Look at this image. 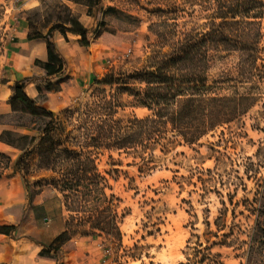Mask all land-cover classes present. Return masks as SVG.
Masks as SVG:
<instances>
[{
    "label": "rangeland",
    "instance_id": "374dc122",
    "mask_svg": "<svg viewBox=\"0 0 264 264\" xmlns=\"http://www.w3.org/2000/svg\"><path fill=\"white\" fill-rule=\"evenodd\" d=\"M198 2L193 0L195 5L190 6L186 0H112L113 22L102 23L113 29L112 43L118 48L117 55H122L132 45V40L136 42L132 55L127 59H118L99 80L107 81V77L112 75L118 79L139 67L151 46L158 42L156 35L166 32L165 27H151L154 24H176L177 30H181L183 25L192 28L206 23ZM64 8L59 0H42L37 11L28 13L27 21L34 32L46 34L58 21L64 22L69 17ZM19 10L15 0H0V82L4 81L2 70L7 40L13 28L12 18L21 16ZM260 32L264 35V19L260 21ZM260 48L262 60L258 65H264V37ZM238 74L237 54H210L208 96L249 94L257 97V102L241 119L218 128L196 145L178 146L166 155L155 151L156 160L151 170L138 172L142 164L134 157L133 150L84 149L82 154L92 158L97 174L107 181L98 183L104 186L106 196L114 198L113 210L119 221L120 236L98 233L85 236L89 231L87 228L70 226L67 235L58 243V252L41 253L39 257L62 264L61 261L76 249L78 243L92 238L100 244L97 264H102L103 252H106L109 264H195V260L202 257L205 261L197 264H245L248 236L255 224V216L249 212L250 204L254 198L264 199V69L253 73L244 82ZM116 86L91 85L65 108L53 114L51 134L61 140L68 137L72 139L70 142L82 138L88 129L97 135L98 125L91 126L80 114L85 106H94L99 102L109 104L114 120L142 118L150 114L145 109L135 108L133 99L118 92ZM96 111L92 115L94 121L103 118V112ZM36 120L29 124L34 130V148L24 157L20 175L14 174L12 163L21 153L11 155V163L0 158V198L10 186H22L27 210L32 214L30 225L36 224L48 232V227L42 226L43 219L51 220L53 226L55 221H60L64 232V224L70 214L65 208L64 194L50 184L62 183L58 182L61 178L56 172L69 167L70 162L58 160L47 168L41 164L35 147L49 120ZM22 123L28 125L25 121ZM61 149L63 146L57 148ZM207 169L212 170L210 176L204 173ZM199 174H202L203 183L197 181ZM239 180H242L243 186ZM23 182L27 183L28 193ZM230 199L233 205L229 204ZM245 200L249 203H243ZM222 202L227 210L222 216L226 228L215 238L208 234L206 223L215 232L213 224L223 210ZM1 206L0 203V214ZM32 238L45 249L57 246H51L56 238L47 243L42 235ZM19 239L17 235L11 238L14 245ZM0 246L2 253L8 254L9 250L4 249L2 244Z\"/></svg>",
    "mask_w": 264,
    "mask_h": 264
},
{
    "label": "trees",
    "instance_id": "16d2710c",
    "mask_svg": "<svg viewBox=\"0 0 264 264\" xmlns=\"http://www.w3.org/2000/svg\"><path fill=\"white\" fill-rule=\"evenodd\" d=\"M186 2L190 6L195 5L193 0ZM84 3L92 9L98 7L100 0H86ZM197 5L204 13L206 23L192 28L183 25L181 30H177L176 24H154L151 27H165L166 32L164 35H156L158 42L151 46L138 68L119 76L118 79L112 75L107 77V81L94 82V85H117V91L131 97L133 106L147 110L150 113L148 116L114 120V112L107 103L85 106L80 115L85 116L86 122L91 126L98 125L99 132L93 135L88 129L82 138L78 137L70 142L72 139L68 137L61 140L51 134L54 122L51 112L36 106L24 94L23 86L15 84L12 87L9 104L13 112L49 120L35 147L39 151L41 164L47 168V165L58 160L70 162L69 167L56 172L58 178H61L58 182L62 183L50 184L64 194L65 208L70 216L64 224V232L51 243V246H57L53 249L43 247L42 254H56L58 243L67 235L70 226L87 228L89 231L85 236H95V233L120 236L119 221L113 210L114 198L106 196L104 186L98 183L107 181L97 174L92 158L82 154L84 149L133 150L134 157L142 164L138 172L151 170L156 160L155 151L166 155L178 146L196 145L218 128L241 119L257 102V97L249 94L208 96L207 67L211 53H233L238 57V78L241 81H247L253 73L264 69V65H258L262 60L260 44L264 35L260 32V21L264 19V0H199ZM64 9L69 17L64 22L58 21L47 34L53 31L70 33L80 37L79 43L82 47H89L87 31L67 8ZM106 14L112 15L113 10L108 9ZM29 30V38L42 36L31 29L30 23ZM43 69L48 76L60 74L62 71V62L49 42L47 63L43 65ZM96 110L103 112V118L98 121L92 118ZM5 136L11 135L5 133ZM25 141L27 139L21 136L9 141L21 151V155L12 163L15 175H20L24 157L34 148V138L28 140L26 145ZM61 146L63 149L57 150ZM210 151L214 152L213 148ZM0 158L11 163V158L7 155L0 153ZM204 173L210 176L212 170L207 169ZM201 175L199 174L197 181L203 183ZM239 181L243 186L242 180ZM23 183L28 193L27 183ZM262 200L264 199L254 198L250 204L249 212L255 216V224L248 236L245 264H264ZM243 203L249 202L245 200ZM229 204L233 205L232 199ZM221 205L223 210L213 224L215 232L206 223L208 234L215 238L226 228L225 223H222V216L227 210L224 202ZM4 214L12 216L15 223H20L25 215L24 206L13 205L6 208ZM15 229V225L0 226V235L10 237ZM204 261L202 257L195 260V264Z\"/></svg>",
    "mask_w": 264,
    "mask_h": 264
},
{
    "label": "crops",
    "instance_id": "0c3cea01",
    "mask_svg": "<svg viewBox=\"0 0 264 264\" xmlns=\"http://www.w3.org/2000/svg\"><path fill=\"white\" fill-rule=\"evenodd\" d=\"M95 11L81 0H59L80 25L87 31L89 47L80 45V37L53 31L41 37L29 38L30 30L27 16L29 12L37 11L42 0H26L21 7L20 17H13V28L9 33L5 50V60L2 70L3 83H0V153L11 156L21 153L9 141L16 137H25V145L34 137V130L29 126L36 117L13 112L9 104L12 96V87L23 86L24 94L38 107L52 114L58 113L71 101L88 90L95 81L110 69L107 60L118 54L117 46L112 43L113 29L104 23H112L113 16L106 14L108 9L113 10L112 0H100ZM103 6V9L101 8ZM12 9V8H11ZM13 10V9H12ZM14 11V10H13ZM102 21L104 23H102ZM108 29V31H106ZM133 41V40H132ZM131 41V42H132ZM54 47L55 55L62 62L60 74L48 76L43 69L47 63V43ZM129 45H127L128 48ZM25 121L28 123L23 124ZM9 133L11 136H5ZM11 138V139H9ZM1 203L0 225H15L12 236L0 235V245L9 252L2 253L0 248V263L4 264H58L57 261L39 257L43 245L32 237L43 236L47 242L53 241L63 232V225L55 221L43 219L42 226L30 225L32 214L27 210V199L22 186L13 185L4 190ZM13 205H23L24 218L15 223L13 217L5 215L3 209ZM34 221V220H33ZM20 237L17 245L11 240L14 236ZM32 237H31V236ZM78 243L74 251L61 261L62 264H97L99 261L100 244L97 239ZM1 247V246H0ZM10 253V254H9ZM60 263V262H59Z\"/></svg>",
    "mask_w": 264,
    "mask_h": 264
},
{
    "label": "built area",
    "instance_id": "2783aa9c",
    "mask_svg": "<svg viewBox=\"0 0 264 264\" xmlns=\"http://www.w3.org/2000/svg\"><path fill=\"white\" fill-rule=\"evenodd\" d=\"M16 3L18 4V8L21 9V7L25 4L26 0H15ZM136 40H133L132 41V45L125 51L122 53V55H116L110 59L107 60V65L109 67H112L115 62L118 60V59H127L129 58L132 53H133V47H134V44H135ZM104 256H103V259H102V264H109L107 259H106V252H103Z\"/></svg>",
    "mask_w": 264,
    "mask_h": 264
}]
</instances>
